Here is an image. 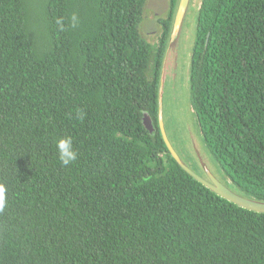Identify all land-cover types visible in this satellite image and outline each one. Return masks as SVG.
Wrapping results in <instances>:
<instances>
[{"label":"trees","instance_id":"16d2710c","mask_svg":"<svg viewBox=\"0 0 264 264\" xmlns=\"http://www.w3.org/2000/svg\"><path fill=\"white\" fill-rule=\"evenodd\" d=\"M146 2L0 0V264H264V213L198 182L164 142L159 85L179 0L154 44L140 30ZM195 12L197 143L230 188L264 201V0H200ZM65 136L78 153L67 166Z\"/></svg>","mask_w":264,"mask_h":264},{"label":"rangeland","instance_id":"374dc122","mask_svg":"<svg viewBox=\"0 0 264 264\" xmlns=\"http://www.w3.org/2000/svg\"><path fill=\"white\" fill-rule=\"evenodd\" d=\"M42 0H33L36 8ZM200 0H192L191 7L182 31L176 53H167L164 56V121L169 139L178 153L187 164L196 172L204 175L193 148L192 136L196 135L194 118L188 88V69L190 63L191 45L194 40L196 26V6ZM169 0H147L145 4V18L140 24L142 36L152 44L157 43L161 34V25L155 21L157 17H166L169 11ZM206 159L210 164L207 155ZM222 181L229 187L232 184L225 179Z\"/></svg>","mask_w":264,"mask_h":264},{"label":"water","instance_id":"95a60500","mask_svg":"<svg viewBox=\"0 0 264 264\" xmlns=\"http://www.w3.org/2000/svg\"><path fill=\"white\" fill-rule=\"evenodd\" d=\"M192 0H179L176 12L173 19V25L170 33V37L168 40L167 50H170V53H176L180 38L182 35V31L188 16V12L190 9ZM165 56V55H164ZM190 69V63H189ZM189 69H188V77H189ZM164 74H165V61L163 60L162 69H161V77H160V85H159V97H158V121L160 126V131L166 146L168 147L171 155L178 162V164L188 172L194 179L198 182L205 185L207 188L215 192L216 194L222 196L223 198L229 200L230 202L243 207L248 210H252L255 212L264 213V201L257 200L255 198L244 196L232 188L227 186L212 170L211 166H209V162L206 159L205 155L201 151L195 135L192 136L193 148L196 153V156L201 164L204 175L199 174L193 168H191L187 162L183 159V157L178 153V151L173 146L171 140L168 137L165 121H164V102H163V92H164ZM144 123L147 128L152 129V119L148 113L144 115Z\"/></svg>","mask_w":264,"mask_h":264},{"label":"clouds","instance_id":"9594fccd","mask_svg":"<svg viewBox=\"0 0 264 264\" xmlns=\"http://www.w3.org/2000/svg\"><path fill=\"white\" fill-rule=\"evenodd\" d=\"M73 26L78 22V17L76 14H73L71 17ZM63 27V25H61ZM56 147L59 153V159L61 163L65 166L74 162L78 153L74 147L73 139L70 136L61 137L56 141ZM7 203L6 196V186L3 183H0V210H3Z\"/></svg>","mask_w":264,"mask_h":264},{"label":"flooded vegetation","instance_id":"af4514ba","mask_svg":"<svg viewBox=\"0 0 264 264\" xmlns=\"http://www.w3.org/2000/svg\"><path fill=\"white\" fill-rule=\"evenodd\" d=\"M145 17H146V16H144V18H145ZM158 19H159V17L156 18V20H157V21H155L156 23H159Z\"/></svg>","mask_w":264,"mask_h":264}]
</instances>
